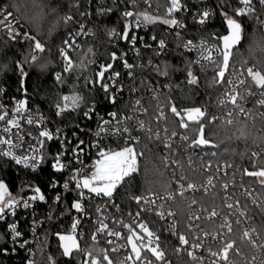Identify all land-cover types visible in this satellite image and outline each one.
<instances>
[{
	"label": "snow or ice",
	"instance_id": "6c2138e0",
	"mask_svg": "<svg viewBox=\"0 0 264 264\" xmlns=\"http://www.w3.org/2000/svg\"><path fill=\"white\" fill-rule=\"evenodd\" d=\"M91 3V0H89ZM121 4H124L125 8H130L132 10H124L121 13V20L124 22V31L122 35L115 30H109L108 35L110 37H116L124 41H128L131 45V51L137 56L140 54V49L136 48L137 36L134 29L147 28L149 25H154L161 23L162 25H167L173 29H184L186 26L183 22L178 21L176 18H172L173 14L181 10L182 5L180 0H120ZM261 6H264V0H258ZM141 4L145 5V8H141ZM155 4L156 8L152 9V5ZM239 4L242 5L234 11L239 17H247L255 15V4L254 0H239ZM113 5L116 4V0H113ZM164 9L165 16L161 18L159 15L160 9ZM148 9H152L150 13ZM113 7H104L98 10L99 15H106L113 12ZM212 13L209 10H203L198 18V23L204 25L211 17ZM0 26H3L7 31V34L15 39L16 35L19 33L13 31L14 24L11 23L13 15L7 13L0 14ZM258 22L264 24V19L256 17ZM71 20L72 17H67ZM193 19H197L193 17ZM224 19L227 25V35L222 36H207L199 40V42H194L192 39L184 41L181 31H174V36L177 40V47H182L187 49L189 52H196L198 58L195 60H189L186 62L185 69L187 72V83L189 85H198V76L194 74L191 70L193 65H198L202 72H207L211 69L214 75L211 78V84L213 86L220 85L223 87V91L220 96L217 97V106H227L229 103L232 105L233 110L236 112L243 113L244 108L241 107L239 101L246 100L249 96L255 97V102L261 106H264V66L262 67H246L243 71H239L235 68V62L233 61L234 49L241 44L243 38V29L241 23L237 19L232 18L225 14ZM264 32V28L260 29ZM132 32L131 36L129 35ZM81 34L94 35V33H84L83 26H81L80 31L75 33V36H80ZM25 38L32 43L33 53H43L45 51L44 45L37 40L34 36H25ZM143 40V37H140ZM153 41H156L157 48L154 50L156 55L162 52H166L167 44L165 39L157 38V36H151ZM64 48L60 49L61 56L64 60L63 71L65 73H72L75 69H83L85 65V60H88V54L92 53V48L86 49V54L82 53L83 59H80L77 63H73V60L68 55V50H77L78 46L75 42L69 43L68 40L64 41ZM147 48H151V45L145 44ZM252 48H259L264 51V35L259 37H253ZM250 49V50H251ZM36 54L31 55V60L34 62L37 59ZM117 59L123 61V67L128 70V75L134 78V68L141 67L143 64L133 65L129 63L124 55L117 57L115 53L111 54V60L116 61ZM88 60V63H91ZM246 61L242 62L246 64ZM149 65L152 70L161 76H168V66L165 65L162 69L158 65H152L149 61ZM112 64L107 66L101 64L100 71L97 73L98 80L93 84L95 88L96 84H99L100 88L104 93V99L111 105H116L118 102V95L110 91V86L116 89V93H121L123 91V86H117V79L120 77L121 73L119 71H112L111 75L105 80V73L112 69ZM232 69L230 75L226 79V74L229 73V69ZM21 76L25 73L23 69H20ZM56 80L60 83L64 82V78L60 73L56 74ZM111 82V85L110 83ZM85 83H88L86 80ZM141 83H145L141 81ZM130 91H138L135 86L129 89ZM3 90H0L2 94ZM155 92V89H153ZM155 98V97H154ZM83 102V97L73 91L69 95H63L61 97V102L55 105L56 115L62 116L65 112L71 111L76 112L77 109L81 108ZM169 109L173 118H178V124L176 128L169 131L167 127L164 128L165 136L161 137L159 132H154L152 127L146 125L145 121L140 119L137 113L144 112L147 113L148 109L144 108L141 100L136 99L134 102H130L124 105V109L128 111L125 114H118V112H109L107 115L110 119H106L104 116L96 109V104L92 103L90 106L86 107L83 111V117L91 120L93 114L96 115L97 124L96 130L93 136L96 138L94 142L91 143V147L97 149L98 159L94 162V172L90 176H85L82 179L79 178V174L83 169H77L76 172L71 174L66 180L62 188L67 193L69 191L75 190L77 192V200L71 206L78 214L87 215L84 208V201H88L93 204L94 213H105L109 205L115 207L119 211V205L115 203L114 193L117 189L124 185L126 182L131 183L133 175L139 171L138 167V156H142L143 152H138L136 145L140 143L139 136H133V129H140L145 137L149 140H158L164 144L166 148L170 151L174 148L173 138L179 136L180 141L183 143L177 145L176 147L184 149H195L201 146L209 145V141L204 138V123L202 120L206 116V109L201 107H191L187 109L178 110L175 104L168 103L166 105ZM15 116L9 117L7 110L3 105H0V123L4 126L0 127V132L10 133L13 128L17 131L14 133L15 142L11 138L0 137V156L9 157L11 162L17 166H22L23 169H27L31 172H36L42 163L49 159L46 148V141L50 142L54 139L59 141L61 145V151L51 156L52 167L56 172L66 171L69 168V163H62V158L68 152V148L65 147L66 137L63 135V130L61 128H56L55 133L47 130V122L41 116L37 119H33L31 113L27 112L26 101L20 100L15 103L13 109ZM156 121H163L167 124L168 116L163 111V109L157 104L156 107ZM229 116L232 112L228 113ZM217 117H208L207 123L213 122ZM20 119H23L27 125L38 126L43 125V130H39L37 135L33 136L31 132H28L29 141L25 145L24 136L20 134L22 131L20 127ZM191 122V123H189ZM232 119L226 120L227 124H231ZM192 125H198L195 129L198 135V139L191 140L187 135V132L192 129ZM79 127V125H77ZM177 129H183V133H178ZM76 136V133H73ZM116 137L123 139V146H120L119 150H113L111 147H102V143L105 138ZM34 142V144H33ZM83 140H80L75 146L71 147V155L73 160L82 163L79 160V155L84 153V149L80 145L84 144ZM67 144L71 145V141L67 140ZM212 147H218V145H211ZM7 148V150H5ZM23 150V154H13V150ZM211 155L215 156L216 153L213 152ZM257 154L253 153L252 156L255 157ZM205 171H207L211 165L205 163L202 165ZM219 171L220 169L217 168ZM245 174L249 177H254L257 183L264 189V168L257 171H247ZM180 179H184L180 177ZM70 183H74V189L70 187ZM213 186V179L211 176L207 178L206 184L201 185L204 191H208V187ZM51 188L57 187V182L53 181L50 184ZM222 187L227 190L229 188L228 183H224ZM34 195H31L24 200H16L11 197L8 187L4 182H0V221L5 220V213L7 215L14 217L18 209H31L33 207L32 202H45L46 197L41 192L39 187H33ZM185 190L197 191L198 186L194 183L188 182L186 189L184 184H181L180 195H184ZM245 198L250 201V204L255 206V211L257 214L264 217V190L259 194L252 188H248L243 193ZM155 196V198H154ZM100 198L101 203H95L96 199ZM138 206H141V210L137 211L133 216L132 213H128L127 216L132 220V223L125 224L122 220L117 218L113 223L120 224L121 227L126 229V233H122L118 230L109 229L108 223L104 222L103 217L97 218V227L95 233L91 236L93 241L97 240L100 233H104L108 237H113L114 239H108L107 243L109 245H114L111 251L114 253H119L121 249L129 250V255L127 260L131 264H162L165 259V253L161 249L160 236L153 229H150L149 224L141 219V214L143 213H154L160 221H167L166 230L171 232L173 235H177V219L176 212L170 211L165 208L163 203H157L160 199L158 194H145L140 196L130 197ZM54 203L59 204L61 202V195H56L54 198ZM165 200H173L174 196L170 193ZM226 207L229 213L223 217V222L220 223L215 230L206 229L202 226L195 224V221L200 220H213L214 218L220 216V213L213 209L209 216H200L195 212L191 213L189 220L190 222L185 226L187 228V233L179 234L178 240L181 246H187L185 250L191 257L194 264H204V257H200L194 254V252L199 248H205V251L209 254L208 264H237L236 257L241 256V249L237 246L235 240L231 238L233 233L232 223L228 219V215L236 217L235 223L237 225L246 224L253 220L252 211L253 209L249 207L246 203L240 207L238 210L234 207L232 202H228V197H225ZM197 201L193 199L191 204H196ZM191 204L189 207H191ZM236 205H240V201L235 202ZM54 211L51 206H49V220L52 219L51 213ZM207 211V209H205ZM69 209L65 206L64 211L59 215L68 214ZM34 215V214H33ZM123 215V214H122ZM138 222V223H137ZM81 224V219L76 218L71 224L69 234H59L56 233L60 241L61 256L69 258V264L71 261L75 260L76 264H80V256L85 259L83 264H113V261L109 258L106 250H97L93 248H81L77 240V229ZM264 224V221H262ZM10 228V239L16 241L22 237V233L17 230V224L14 222L9 226ZM138 229V230H137ZM107 230V231H106ZM34 231V229H33ZM79 235L82 237L83 232ZM206 238L211 239L213 243L206 244ZM240 239L245 243L248 249V260L245 264H264V228L258 229L256 226L249 225L241 229ZM3 238L0 237V241ZM114 241H121L118 246H115ZM27 241L19 244L20 248H25ZM4 251H7L6 249ZM143 253V255H142ZM231 254V258H230ZM151 257V258H149ZM29 264H32L29 261ZM49 264H56V261L49 257Z\"/></svg>",
	"mask_w": 264,
	"mask_h": 264
},
{
	"label": "trees",
	"instance_id": "16d2710c",
	"mask_svg": "<svg viewBox=\"0 0 264 264\" xmlns=\"http://www.w3.org/2000/svg\"><path fill=\"white\" fill-rule=\"evenodd\" d=\"M216 12L215 22L206 29L199 30L198 36H222L227 35V25L224 19L225 14L235 17L241 23L243 38L241 44L233 51V60L259 68L264 66V51L259 48H252L253 37L264 35L260 29L262 24L254 16H235L234 9L240 7L239 0H209ZM118 7L112 5L113 12L106 16L97 13L95 0H0V6H6L15 11L21 22L33 33L44 45L45 51L35 62H30L31 48L23 41H11L0 34V90L8 96H15L25 99L32 107L42 111L48 116H54V105L61 102L63 95H69L73 91L83 97L81 108L89 105L92 101L100 98V88L93 84L98 80L97 73L101 70L100 65L112 64V70L117 64L122 62L117 59L111 60V54L117 57L121 55L122 44L109 38L108 32L113 28L122 25L121 11L124 4L118 3ZM71 13L80 23H87L94 30V35L87 37L82 42L79 51L73 54V63L83 59L82 53L86 54V49L92 48V53L88 54L83 69H75L72 73L63 72L61 76L64 82L56 80V74L61 70L59 61L60 48L71 32L76 28V24L65 17ZM251 49V50H250ZM143 55L137 58L140 61L152 60V62L162 69L168 66V76H161L162 83L170 86V93L180 106L204 105L207 114L202 120L204 123V136L212 145L218 147L207 148L206 151L212 156L214 164L223 162L240 165L243 170L257 171L264 168V157H253L252 154L264 146V124L251 122L248 119L238 118L234 123L227 124L226 120L213 121L207 123L208 117L217 107V97L223 87L213 86L211 78L214 72L209 69L202 72L199 67L193 65L191 70L198 76V85L193 86L187 83L186 62L190 57L184 52L164 53L156 55L154 53ZM25 73L21 76L20 69ZM88 83H85V81ZM104 108H112L108 103ZM264 111V109H263ZM190 131L193 139L198 137L195 129L198 125L191 126ZM138 152H143L138 156L139 171L133 175L131 183H125L114 193L116 201L125 209L135 210L138 205L130 198L145 194H155L165 191L176 190L173 177L164 165V144L158 140H149L146 137L137 146ZM255 162V165H252ZM47 161L39 171L32 173L25 171L11 162L0 159V182H4L10 195L16 197L26 196L33 193V187H39L42 193L48 191L53 171ZM192 175L193 173L190 172ZM200 176V175H199ZM245 184L259 193L264 190L257 183L256 178L245 175ZM223 191L214 190L211 193H199L196 197L197 204L202 207H213L223 202ZM61 202L53 203L52 220L42 231L41 241L35 247L33 264H49V257L56 261V264H69V258L61 256L62 249L56 233L64 234L70 232L73 219L72 198L70 194H61ZM180 207V231L186 229L187 215L184 203L179 201ZM249 205V203H248ZM65 206L69 209L68 214L59 215L64 211ZM252 215L260 228H264V217L257 214L255 207ZM26 221V220H25ZM159 223V221L157 222ZM0 258L1 261L13 260V253L5 254L7 249V238L5 226L0 223ZM86 243L89 248H95L97 253L106 250L111 255L113 261L118 257L112 255L110 247L106 243H94L91 236H87ZM243 247V246H242ZM20 259L22 254H19ZM114 257V258H113ZM81 262V256L79 257ZM15 260V259H14ZM173 264H194L186 254L175 253L172 257ZM76 264V261H71Z\"/></svg>",
	"mask_w": 264,
	"mask_h": 264
},
{
	"label": "built area",
	"instance_id": "2783aa9c",
	"mask_svg": "<svg viewBox=\"0 0 264 264\" xmlns=\"http://www.w3.org/2000/svg\"><path fill=\"white\" fill-rule=\"evenodd\" d=\"M118 3H120V0H116V4ZM180 3L182 5L181 10L173 14L172 18H176L178 21L183 22L186 26L184 29H173L167 25H162L161 23H157L154 25H149L147 28L133 30L135 31V34L137 36V43L135 47L140 49L139 56H137L134 52L130 50L131 45L129 44L128 41H124L121 39H117L116 37L109 36V38L113 39L115 42L120 40V43L122 44L121 55L123 54L124 58L129 63H132L134 66L138 64H143L144 67L143 68L135 67L134 68V78H133L128 75V70L123 67V61L120 62V64H117L116 68H114L113 70L110 69L105 74V80H107L108 76L111 75L112 71H119L121 73L120 77L117 79V86H123V91L121 93H116V89L110 86V91H112L114 94H117L119 97L117 104L111 105L107 101H105L104 93L99 86L101 90L100 98L92 101L87 106H90L92 103H95L96 109L100 113V115L104 116L106 119H110V117L107 115L109 112L116 111L120 115L125 114L128 110L124 109V105L130 102H134L136 99H140L143 107L147 108L148 111L147 113L139 112L137 113V115L139 116L140 119L145 121L146 125L151 126L154 132H159L161 137L165 136V131H164L165 127H167L170 131L173 128H176V125L178 124V118H173L171 113L169 112L168 107L166 106L169 102L172 104H175L178 110L187 109L191 107H201L202 109H206V114H207V108L201 104L200 105H185V106L178 105V103L176 102V100L170 93V86L168 84L161 82L162 80H160L161 78L160 75L152 70V67L149 65V61H151L152 65H156V64H154L152 60L140 61L139 59H137V58L143 57V55L145 54H147L148 56L151 53L155 54L154 50L157 48V43L156 41H153L151 39V36L153 35L157 36L158 39L159 38L165 39L166 44H167L166 52H162L159 55H162L168 52L170 53L184 52L190 57V60H195L196 58H198V54L196 52H189L187 49H184L182 47H177L178 42L176 40V37L174 36V31H181L184 41H187L188 39H192L194 42L198 43L200 39L206 36H198L197 32L199 30L206 29L207 27L212 25L216 20L215 8L209 2V0H180ZM254 4H255L254 18L256 20H257L256 17H260V19H264V6H261L258 3V0H254ZM95 5H96L97 13H98V10L101 8V6L112 7L113 0H95ZM241 6L242 5H240V7ZM145 7H146L145 5L141 4V8H145ZM155 8H156V5L153 4L152 9H155ZM152 9H148L150 13L152 12ZM206 9L209 10L212 13V15L210 19L204 25H200L198 23L199 15L203 10H206ZM124 10H132V9L122 8V11ZM2 13H4L5 16L7 15V13H11L13 15L10 22L14 24L13 31L19 34L16 35L15 39H12L7 34V31L5 30L3 26H0V34L5 36L11 41L21 40L25 42L32 50L33 42L27 40L25 36L26 35L34 36L37 40L39 39L27 29V27L21 22L20 18L16 14L15 15L13 14L14 12L11 9L7 8L6 6H0V14ZM106 15H101V16H106ZM159 15L161 18H164L165 13H164L163 8L160 9ZM235 16H238V14L236 13ZM67 17H72V21L76 24V28L66 38V40H68L70 44L73 43L74 41L75 45L78 46L77 50H73V49L68 50V55L73 60V54L81 49L82 42L87 37L92 36L89 34H81L80 36H75V33L80 31L81 26H83L84 33H94V30L90 28V26H88L87 23L78 22V20L75 19L71 13H69L65 17V20H69L67 19ZM193 17H196L197 19H193ZM2 18L3 17H0V19ZM232 18L235 19V17H232ZM262 26L264 28V24H262ZM112 30H115L116 32L122 35L124 31V22L122 21L121 26H118V28H113ZM131 34L132 32H130L129 35L131 36ZM140 37H143V40H141ZM145 44L151 45V48L145 47L144 46ZM64 47L65 45L63 44L61 48H64ZM32 54L37 55L38 58L35 60L37 61L40 58V55L42 53H33L32 51L30 54V62H33L31 60ZM59 61L61 63V70L57 73L62 74L64 72L63 71L64 60L61 56V53H59ZM233 61L235 62V68L238 69L239 71H243L244 68L246 67H253L252 64L246 63V64H243L242 66V63L235 61V60ZM195 66L199 67L198 65H195ZM231 72H232V69L230 67L229 73L226 74V79L228 75L231 74ZM141 81H144L145 83L142 84ZM109 83L111 85V82ZM133 86H135L139 90L130 91L129 89L132 88ZM153 89H155V92H153ZM20 100H25V99H22L20 97H15V96H8L4 92L0 94V105L4 106V108L8 112L9 117L15 116L13 109H14L15 103ZM255 100H256L255 97L249 96L246 100L239 101V103L241 104V107L245 109L243 113L234 111L230 103L227 106H224V105H221L219 107L217 106L216 109L212 112L211 117H217L214 121L232 119L233 121L232 123H234L236 119L243 118V119H248L251 122L259 121L260 123L264 124V111H263L264 106L259 105L258 103L255 102ZM105 103H108L110 106H112V108H104L103 105ZM157 104H159V106L167 114L168 116L167 124H165L163 121H160V122L156 121L155 117L157 115L156 113ZM55 105L53 108V111H54L53 117L48 116L42 111L35 109L29 103L26 106L27 112L25 113V115H27V113H31L33 119H37L38 117L42 116L47 122V130L53 133H55L56 128H61L63 130V135L66 137L65 147L68 148V152L62 158V163H69V168L66 171H62V172H56L53 169L52 160L50 157L61 151V145L59 141L55 139L50 142L46 141L47 154L49 156V159L47 161H50V164H51L50 166L54 173L53 176L51 177L50 184L53 181H55L57 182V187L51 188L49 185L48 191L43 193L46 197L47 203L38 202V201L32 202L33 207L31 209H18L14 217L9 216L7 215V213H5V217H6L5 220L0 221V223H2L5 226L6 232L8 234V238H7L8 247L6 249L7 251H4V252L6 255L10 252L13 253V255L15 256L14 258L15 260L14 259L13 260L4 259L3 261H1V258H0V264H29V261H31L32 264L34 263L35 247L41 241L43 229L52 220V219L49 220L48 216H49V206L53 207V203H54L53 198L58 194L61 195L63 193H66L64 189L62 188V185L66 180H68L71 174L76 172L77 169H81V168L83 169V171L79 174V178L81 179L85 176L92 175L94 172V162L96 159L99 158L97 156V149L91 147V143L94 142L96 139L93 136V133L96 130V124H97L96 115L93 114V118L91 120H88L87 118L83 117V111L86 110V107H87L85 106L82 109H77L76 112L68 111V112H65L62 116H57ZM229 112H232L231 116L228 115ZM77 125H79V127H77ZM3 126L4 124L0 123V127H3ZM20 127L22 129L20 134L24 136L25 145H27L30 139L29 136L27 135L28 132H31L32 135L35 136L37 135L39 130H43L44 128L43 125H38V126L27 125L23 119H20ZM16 131L17 130L13 128L12 132L7 133V134L0 132V137L11 138L15 142L14 133ZM177 131L178 133L184 132L183 129H177ZM190 131L187 132V135L189 136L191 140H195L191 136ZM73 133H76L75 137L73 136ZM132 135L139 136L140 142L143 140V138H145L144 133L138 128L133 129ZM67 140L71 141V145L67 144ZM80 140H83L85 142L84 144L80 145V147L84 149V153L79 155V160H82V163L77 162V160H73L72 155H71V147L75 146ZM123 143H124L123 139H119L116 137H108V138H105L101 146L105 148L111 147L113 150H119L120 146H123ZM173 143H174V148L171 151L164 146V149H165L164 165L166 169L169 170V172L171 173L173 177L176 190L159 192L155 194H158L160 197V199L157 200L158 204L163 203L166 209L176 212L177 214L176 215L177 235H173L171 232L167 231L166 230L167 221H160L159 218L154 213H151V212L143 213L142 212L141 214V219L147 222L149 224L150 229L155 230L157 234L160 236L161 249L165 253V259L162 262V264H173L172 257L175 253L186 254L191 259V257L188 255L187 251L185 250L187 246H181L177 238L179 234L187 233V228L184 231L183 230L180 231V223H181L180 222L181 221L180 211L183 209L180 207L179 201H182L184 203V207H185L186 215H187L186 225L190 222L189 217L191 213L193 212H195L197 215L207 217L210 215L213 209L218 211L220 213V216L214 218L213 220H200V221L194 222L195 224L202 226L206 229H210V230H215L217 226L223 222V217L229 213V210L226 207V202L224 199L225 197H228L229 198L228 202H232L234 204V207H236L238 210L240 209L242 205L246 203L247 204L249 203L250 206H253L250 204V201L247 200L245 196L243 195L245 190L250 187H247L245 184L246 174L240 165H236L233 163H226V162H223L220 164H214L212 160L213 158H211L213 155H211L210 157V154L206 151L207 148H204V147H199L195 149H184V148L176 147L177 145H181L183 143L182 141H180L179 136L173 138ZM139 144L136 145V148ZM5 150H7V148H5ZM254 153L257 154L255 157H260V156L264 157V146L260 147V149L255 151ZM13 154L14 155L23 154V150L14 149ZM0 159L11 162L9 157L0 156ZM46 162L42 163L40 168ZM206 162L211 165V167L207 171H205L204 168L202 167V165H204ZM11 163L15 165L13 162ZM252 165H255V162H253ZM18 167L23 169L22 166H18ZM40 168L37 171H39ZM217 168H219L220 170L218 171ZM23 170L31 172L27 169H23ZM190 172H192L193 174L191 175ZM32 173H35V172H32ZM209 176H211L213 179V186H209L208 191H204V189L200 186L206 184L207 178ZM180 177H183L184 179L182 180L180 179ZM188 182L196 184L198 186V190L197 191L185 190L184 195L181 196L179 194L181 191V184H184V187L186 189ZM224 183L229 184V188L227 190H225L222 187ZM70 187L74 189V183H70ZM217 189H220L223 191V196H222L223 202L222 204L220 203L219 206L216 205V206L207 208V207H202L198 205L197 203L191 204V201L193 199L196 200V197L199 193L208 194ZM256 192L257 194H259L258 191ZM67 193L70 194L72 198L71 199L72 202L73 203L76 202L78 198L77 192L75 190H72ZM170 193L174 196V199L165 200L164 197H167ZM34 194L35 193L33 192L31 194H28L22 197H16L13 195H11V197L16 200H24ZM114 200H115V203L119 205V211H117L115 207L109 205L105 213H94L93 204L89 203L86 200L84 201V208L87 212V215L78 214L73 209L72 223L74 222V219L76 218L81 219V224L78 226V229H77V240L81 248H89L88 244L86 243L87 236L88 235L92 236L95 233V230L97 227L96 222H97L98 217L104 218V222L108 223L109 229L118 230L123 235L126 233V229L121 227L120 224H115L113 222L117 218H119L125 224L132 223V220L127 216V214L132 213L134 216L137 211L141 210V206H138V208H136L135 210L125 209L116 201L115 198ZM237 200L240 201V205L235 204ZM95 203H101L100 198H97ZM190 204H191V207H189ZM205 209H207V211H205ZM228 219L232 223V227H233V233L231 235V238L236 241L237 246L241 249V252H242L241 256L236 257L237 264H245V262L248 260V255H247L248 249L245 243L240 239L241 229L249 225L256 226L258 229H260V227L258 225V222H256L254 218L252 221L246 224H241V225H237L235 223L236 217L234 216L228 215ZM158 221L159 223H157ZM14 222L17 224V230L22 233V237L16 241H12L9 238L10 237L9 226L13 224ZM80 232H83L82 237L79 235ZM108 239H114V238L108 237L104 233H100L97 237V240L96 241L92 240V242L97 243V244L101 242L108 244L107 243ZM24 241H27L25 248H20L19 244ZM120 242L121 241H114L115 246H118ZM208 243H213V241H211V239L209 238H206V244ZM108 246L110 247V250H111V248L114 245L108 244ZM20 253L22 254L21 259L19 257ZM129 254H130L129 250H126V249H121L119 253L112 252V255H114L115 257L116 256L118 257V260H116L115 262L113 261L114 259H112L110 254H108V256L113 261V264H131V262L127 260V257ZM194 254L200 257H204L205 258L204 264H208L209 254L207 251H205V248L202 247V248L197 249L194 252ZM230 258H231V254H230ZM84 259L85 258L81 256L80 264H83Z\"/></svg>",
	"mask_w": 264,
	"mask_h": 264
},
{
	"label": "water",
	"instance_id": "95a60500",
	"mask_svg": "<svg viewBox=\"0 0 264 264\" xmlns=\"http://www.w3.org/2000/svg\"><path fill=\"white\" fill-rule=\"evenodd\" d=\"M107 73V72H106ZM105 73V74H106ZM98 86H99V84H98ZM26 101V100H25ZM27 104H28V102L26 101V106H27ZM204 138H205V136H204ZM198 139V138H197ZM212 144L211 143H209V145H205V146H201V147H204V148H209V147H212L211 146Z\"/></svg>",
	"mask_w": 264,
	"mask_h": 264
},
{
	"label": "rangeland",
	"instance_id": "374dc122",
	"mask_svg": "<svg viewBox=\"0 0 264 264\" xmlns=\"http://www.w3.org/2000/svg\"><path fill=\"white\" fill-rule=\"evenodd\" d=\"M9 191V190H8ZM64 234H69V232L68 233H64Z\"/></svg>",
	"mask_w": 264,
	"mask_h": 264
},
{
	"label": "clouds",
	"instance_id": "9594fccd",
	"mask_svg": "<svg viewBox=\"0 0 264 264\" xmlns=\"http://www.w3.org/2000/svg\"><path fill=\"white\" fill-rule=\"evenodd\" d=\"M13 14H14V15L16 14V13H15V11H14V13H13Z\"/></svg>",
	"mask_w": 264,
	"mask_h": 264
}]
</instances>
